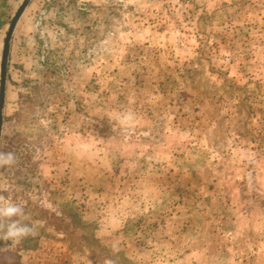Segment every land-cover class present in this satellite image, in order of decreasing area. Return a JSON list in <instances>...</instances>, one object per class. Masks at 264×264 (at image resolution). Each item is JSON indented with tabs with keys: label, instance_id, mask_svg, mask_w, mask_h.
I'll return each instance as SVG.
<instances>
[{
	"label": "rangeland",
	"instance_id": "374dc122",
	"mask_svg": "<svg viewBox=\"0 0 264 264\" xmlns=\"http://www.w3.org/2000/svg\"><path fill=\"white\" fill-rule=\"evenodd\" d=\"M173 1L25 6L0 196L36 232L0 264H264V0Z\"/></svg>",
	"mask_w": 264,
	"mask_h": 264
},
{
	"label": "clouds",
	"instance_id": "9594fccd",
	"mask_svg": "<svg viewBox=\"0 0 264 264\" xmlns=\"http://www.w3.org/2000/svg\"><path fill=\"white\" fill-rule=\"evenodd\" d=\"M131 116L125 117V121ZM17 162L13 152H0V168L11 167ZM28 216L23 206L10 198L0 196V241L5 243H19L22 239L36 232L34 223L26 222ZM104 264H114L111 259H106Z\"/></svg>",
	"mask_w": 264,
	"mask_h": 264
},
{
	"label": "water",
	"instance_id": "95a60500",
	"mask_svg": "<svg viewBox=\"0 0 264 264\" xmlns=\"http://www.w3.org/2000/svg\"><path fill=\"white\" fill-rule=\"evenodd\" d=\"M28 2L29 0H23L5 36L4 46H3V51H2V58H1V73H0V111L2 109V102H3L5 73H6V58H7L8 48H9V40H10L12 31L14 28L15 22L17 21L18 17L22 13V11L24 10ZM0 127H1V115H0Z\"/></svg>",
	"mask_w": 264,
	"mask_h": 264
},
{
	"label": "crops",
	"instance_id": "0c3cea01",
	"mask_svg": "<svg viewBox=\"0 0 264 264\" xmlns=\"http://www.w3.org/2000/svg\"><path fill=\"white\" fill-rule=\"evenodd\" d=\"M198 1V0H197ZM174 1L173 0H159V2L158 3H161V4H171V7H173V6H175V3H173ZM235 2L233 1V2H229L228 0H224L223 2H222V4H221V6L223 7V6H227V5H231V4H234ZM162 6V5H161ZM168 6V5H167ZM163 7V6H162ZM207 9H210V7L209 8H207ZM162 13H164V15H166L165 14V12L163 11ZM160 15H162V14H160ZM160 36V35H159ZM174 46V45H173ZM171 47H172V45H171ZM157 50H162V49H157ZM145 70H147V69H145ZM35 263V262H34Z\"/></svg>",
	"mask_w": 264,
	"mask_h": 264
},
{
	"label": "trees",
	"instance_id": "16d2710c",
	"mask_svg": "<svg viewBox=\"0 0 264 264\" xmlns=\"http://www.w3.org/2000/svg\"><path fill=\"white\" fill-rule=\"evenodd\" d=\"M9 252V251H8ZM10 253V252H9ZM13 253V252H12Z\"/></svg>",
	"mask_w": 264,
	"mask_h": 264
}]
</instances>
